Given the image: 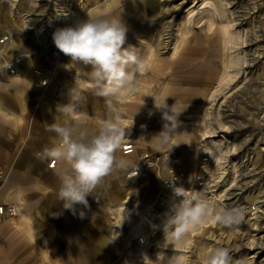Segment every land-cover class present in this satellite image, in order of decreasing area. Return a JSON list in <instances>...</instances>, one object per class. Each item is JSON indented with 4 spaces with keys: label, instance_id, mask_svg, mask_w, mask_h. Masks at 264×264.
Returning a JSON list of instances; mask_svg holds the SVG:
<instances>
[{
    "label": "rangeland",
    "instance_id": "374dc122",
    "mask_svg": "<svg viewBox=\"0 0 264 264\" xmlns=\"http://www.w3.org/2000/svg\"><path fill=\"white\" fill-rule=\"evenodd\" d=\"M11 1L16 6L0 0V8L7 7L11 20L34 16L27 19L28 24H20L23 39L20 55H28L24 61L27 68L34 71L42 55L50 50L44 47L54 44L53 28L75 26L83 19L82 15L73 20L51 18L55 12L53 3L42 9L39 5L31 6L32 0ZM208 1L221 7V16L227 12L235 36L245 33L244 38L249 40L243 48L242 44H230L229 49L224 48L221 22L225 18L214 15L209 6L203 8L205 0H122L110 10L92 15V7L108 0H99V3L84 0L89 12L83 20L88 16L121 18L128 27L126 46H135L144 63L135 84L112 98L116 108L128 110V113L120 112V123L127 126L126 138L139 131L143 136L138 142V152L126 155L120 147L117 154L137 164L141 160L140 152L149 149L156 160L143 176L132 177L129 168L126 172L113 173L102 182L105 218L109 217L113 228L119 230V234L113 237L117 257L111 264H126L127 260L133 264H153L157 253L168 258L175 255L181 264H204L205 257L215 247L229 249L230 264H264V0ZM31 9L33 14H29ZM211 17L214 24L210 25ZM177 42L182 43L181 49L186 56L181 61H169L167 59ZM31 48H38V52L34 53L37 49ZM191 53L196 58H189ZM244 57L246 62L243 63ZM224 61L231 64L228 71L233 76L222 88L226 94L216 91L215 79L208 83L206 78L208 64L218 68ZM20 63L23 68L22 61ZM74 67V82L58 99L61 105L77 103V111L71 117L74 115L73 120H84L90 115L86 121L89 129L95 131L98 122L115 114L109 111L106 99L95 94L88 75L90 66L77 64ZM27 76L36 77V74L29 69ZM0 81L7 80L0 76ZM10 88L20 92L24 99L25 119L15 128L0 112V127L9 132L7 136L10 138L15 137L11 134L13 129L34 131L31 138L51 147L54 134L43 133L49 125L50 109L44 96L55 95L53 89L39 90L19 81L12 82ZM205 88L212 89L214 94L201 98L200 93ZM13 89L3 91L2 104L7 110L21 111ZM73 92H78L79 101ZM131 97L134 102L126 101ZM165 98L169 107L175 104L182 112L169 145L157 149L154 136L162 131L164 121L161 112L155 108V101L159 104ZM204 122L209 127L203 138ZM171 145H174L172 149ZM177 161H181L190 175L192 183L189 184L199 188L207 186L208 195L215 194L224 201L232 200L234 205L238 202L248 205L250 208L244 221L229 230L206 220L192 228L179 242L170 237L165 240L157 212L161 207L165 208L164 181L177 167ZM12 168L17 172H22V168L33 173L38 170L36 166H0V184ZM198 178L204 185L198 183ZM96 190L97 187L93 194ZM112 192L116 197L111 196ZM150 218L157 221V228H152ZM132 226L146 233L150 245L147 241L138 242L141 232L133 236ZM144 250L150 253L151 260L143 258L141 253ZM88 259H93L90 253ZM104 264L110 262L104 261Z\"/></svg>",
    "mask_w": 264,
    "mask_h": 264
},
{
    "label": "clouds",
    "instance_id": "9594fccd",
    "mask_svg": "<svg viewBox=\"0 0 264 264\" xmlns=\"http://www.w3.org/2000/svg\"><path fill=\"white\" fill-rule=\"evenodd\" d=\"M127 32L128 27L121 18L88 16L75 26L60 28L53 33L55 47L70 58L69 65L90 66L88 75L95 94L105 98L109 111L115 114L102 120L98 128L91 131L82 121L71 119L77 111V103L58 106L57 110L65 118L62 123H52L48 129L55 133L57 142L36 153L38 159L56 163L55 171L60 180L58 199L64 209L74 214L76 205L88 207L87 197L93 195L106 177L118 171L126 172L129 168L137 169L132 161L117 154L127 139V130L120 123L121 110L112 103L113 97L135 84L137 74L144 67L136 47L126 46ZM72 95L79 101L78 92ZM155 108L161 112L164 121L162 131L154 136L155 146L163 149L176 133L182 111H178L175 104L169 107L166 98L159 104L155 101ZM173 191L178 200L165 214L162 223L165 240L170 237L179 242L192 228L206 220L229 230L244 221L246 209L242 206L217 208L204 191L195 195L183 187H174ZM83 215L81 212L80 216ZM230 259L229 249L215 247L205 257L204 264H230ZM153 264H181V261L175 255L168 258L157 253Z\"/></svg>",
    "mask_w": 264,
    "mask_h": 264
},
{
    "label": "crops",
    "instance_id": "0c3cea01",
    "mask_svg": "<svg viewBox=\"0 0 264 264\" xmlns=\"http://www.w3.org/2000/svg\"><path fill=\"white\" fill-rule=\"evenodd\" d=\"M33 5L44 9L41 4L31 3V6ZM0 12V29L9 30L13 36L20 34L22 20H11L7 7L2 6ZM22 43L23 40H16L17 45L8 49V62L9 66L14 68L19 59L23 68H15L14 74H8L7 81H0V112L15 128L24 122L25 103L21 93L10 88L12 82H26L32 88L44 90L38 87L36 77L27 76L28 70L33 69L27 68L25 57L20 55ZM29 58L31 67L32 59ZM5 89H13L21 111L7 110L2 104ZM44 100L50 109L49 125L43 133L54 134L55 144L56 135L48 129L54 122L62 123L65 117L57 110L58 106H61L60 100L50 94H46ZM89 117L90 115L85 116L84 120L80 121L88 126L86 119ZM71 119H74V115ZM99 124L100 122L97 123L98 126ZM11 132L14 138L7 136L9 132L0 127V166H36L38 170L33 173L27 168H22V172H17L12 168L6 180L0 184V204L19 203L22 208L20 215L15 219H0V264H104V261L113 263L117 250L113 244L114 228L110 218H105L104 184L98 185L96 192L87 197L88 207L76 205L75 214L64 209L57 196L60 180L55 171L56 163L51 167V161L41 160L36 156V153L49 146L31 138L30 135L35 134L34 131L28 132L20 128ZM115 195V192L111 193L112 197H116ZM81 212L84 213L83 217L80 216ZM89 253L93 257L92 261L88 259Z\"/></svg>",
    "mask_w": 264,
    "mask_h": 264
},
{
    "label": "bare ground",
    "instance_id": "6f19581e",
    "mask_svg": "<svg viewBox=\"0 0 264 264\" xmlns=\"http://www.w3.org/2000/svg\"><path fill=\"white\" fill-rule=\"evenodd\" d=\"M6 2H10V4H12V6H16V3L15 2H12L11 0H5ZM95 3H99V0H94ZM118 1L119 0H108V2H106L105 4L101 5V4H96L94 7H92L91 9H93L90 14H97L101 11H108L110 10L112 7H114L116 4H118ZM58 2H62V3H58V4H55L54 7L55 9H58L60 8V6L62 8L64 7H70L72 9L73 12H76L77 14L74 15L73 17H71L70 19L73 20V19H78L80 18L82 15V18L84 19V17L86 16L87 14V11L89 12L88 9V3L85 4L84 0H59ZM41 4L42 6H44V9L47 7L48 5V0H32V4ZM221 5V4H220ZM206 6H209L212 8L213 10V14L216 15V16H220V18H225V20H223L221 22V28H222V34H223V40L225 42L224 44V48H228L229 49V46L230 44H232V46L234 45H238V44H242V48L244 47V44L248 43V40L246 38H244V35L245 33L244 32H240L238 35L235 36L234 32L232 31V22L227 14V12H224L221 16V12H220V9L221 7L219 8L215 3H212L211 1H208V0H205L204 2V5H203V8L206 7ZM65 9V8H64ZM29 14H33V11L31 9V12ZM24 15V14H23ZM55 18L57 19H63V18H59V17H56L54 16ZM53 16H51V18H54ZM17 19V18H16ZM19 20H22L23 23H27V19H31V18H28L27 16H23V18H18ZM65 19V18H64ZM68 19V18H67ZM82 19V20H83ZM81 20V21H82ZM222 20V19H221ZM70 23V22H67V24ZM28 24V23H27ZM77 24V23H76ZM75 24V25H76ZM211 24H214V19L211 17L210 18V25ZM56 27V26H54ZM60 28H64V26H60L58 29ZM57 30V28H53L52 32L54 33L55 31ZM21 32L22 30H20V34H17L15 36H13L11 33H10V40L8 42V49H11V47L13 46H16V40H23L22 39V35H21ZM182 38V37H181ZM239 39H241V41H239ZM181 39L178 40V42L180 41ZM252 40V39H251ZM177 43H175V46H174V50L173 52H171V57H169V59L167 60H171L173 62H177V61H181L182 59L185 58V54L186 52H183L181 47H182V43H183V40H182V43L179 45ZM252 42V41H251ZM54 43V41H53ZM178 44V45H177ZM50 45H55V44H50ZM199 46L197 45L196 48H198ZM241 47V46H240ZM31 49H35V48H31ZM44 49H49L47 46L46 48L44 47ZM189 53V52H188ZM187 53V54H188ZM190 55V54H189ZM188 55V56H189ZM25 56H28V55H25ZM25 56H23L22 58H24ZM192 53H191V56H189V58H194L192 57ZM196 58V57H195ZM246 58L244 57L243 58V63L246 62L245 60ZM70 63V58L65 56L63 53H62V57L59 58L58 60V71L56 72V80H57V83L55 84L56 85V90H53V92L55 93V95H53L57 100L59 96L63 95V92L65 89H68L70 88L71 84L74 82L73 80V74H74V65H69ZM232 63V62H231ZM208 64V63H207ZM231 64L224 61L223 62V65L221 63V65L217 68V67H214V66H211L210 64H208L206 66V70H208L207 72V75H206V78L209 80L208 83H210L212 81V79H215V82H216V85H215V88H216V91H223L224 94H226V91L225 90H222V88L226 87L228 84H229V81L232 79L233 76L230 75V72L228 71L229 68H230ZM15 72V69L12 68L11 66H9V74H14ZM33 72L36 74V79H37V84H38V74L33 70ZM211 80V81H210ZM39 86V85H38ZM44 89V88H42ZM227 89V88H226ZM45 90V89H44ZM210 94H214L212 92V89L210 88H205L204 90L201 91L200 93V96L201 98H205L207 95L210 96ZM165 96H167V92L164 93ZM215 96V95H214ZM211 97V96H210ZM215 98V97H214ZM215 100V99H214ZM54 101V100H53ZM126 101L128 102H134L133 100V97H131L130 99L128 98ZM117 109H120V110H123L124 112H127L128 113V110L126 108H118ZM207 114V113H206ZM122 126L125 128L127 127L126 125H123ZM209 127V124L207 122H204L203 123V126H202V137L204 138V135L208 132L207 128ZM215 128H218V126H215ZM220 127V125H219ZM222 127V126H221ZM211 132V131H210ZM131 136V135H130ZM127 138H132L133 141L135 142L134 144V149L133 151L136 153L138 152V142L140 140V138H143L142 136V133L139 131V132H136V133H133L132 134V137H127ZM152 151H150L149 149H145V150H142L140 152V157L144 156V155H147V154H150ZM176 165L177 167L175 168V170H172V173L173 172H179V171H184V175H185V180L187 182H191L192 180H190V175L188 174V172L186 171V169L184 168V166H182L181 164V161L180 162H176ZM192 183V182H191ZM207 186H205V188L203 189H194V193L197 194L201 191H204L206 192L207 190ZM165 198L166 200H168L169 198V194L167 192H165ZM217 200V199H216ZM175 201L174 200H170L169 201V205L172 206L173 203ZM221 206H228L230 204H232L234 201H224V200H220L219 201ZM215 203V201L213 202ZM216 206V204H215ZM220 206V205H219ZM217 207V206H216ZM133 211V210H132ZM169 211V207H161L160 210H158V215H159V219L160 221L163 223L164 219H165V214ZM150 225H152V228L155 229L157 228L158 224H157V221H155L154 219L150 218ZM163 220V221H162ZM133 227V226H132ZM139 231L137 229V227H133V230L131 231L132 235L135 236L136 234H138ZM130 233V234H131ZM111 234V233H110ZM113 237H115L117 234H119V230L117 228L113 229ZM112 236V235H110ZM139 237V240L138 242H146L147 241V238H146V233L145 232H141L140 235L138 236ZM149 239V238H148ZM148 242V241H147ZM152 242V241H151ZM112 244V243H111ZM148 244L150 245V243L148 242ZM143 249V248H142ZM152 251V249H151ZM143 256H147L145 257L146 260H151L152 258L150 257V253L147 251V250H144L142 253H141ZM134 260V259H133ZM143 261V260H142ZM145 261V260H144ZM153 261V260H152ZM152 263V262H151ZM126 264H133V262L131 263L130 260H127V263Z\"/></svg>",
    "mask_w": 264,
    "mask_h": 264
},
{
    "label": "built area",
    "instance_id": "2783aa9c",
    "mask_svg": "<svg viewBox=\"0 0 264 264\" xmlns=\"http://www.w3.org/2000/svg\"><path fill=\"white\" fill-rule=\"evenodd\" d=\"M58 4L56 0H48V4ZM62 3V2H59ZM52 10H54V16L59 18H65L70 19L73 17V11L68 6L62 8L55 9L54 6H52ZM52 13V11L50 12ZM53 14V13H52ZM55 18V17H54ZM10 40V32L9 30H1L0 29V76H3L6 80H8V74H9V59H8V42ZM37 50H34L33 52H38V48H35ZM49 51L44 53L42 55V59L38 62L35 72L38 74V85L42 86L44 88H52L53 90H56V72L58 71V60L62 57V53L55 47V45H50ZM17 65L14 66V69L21 68L20 60L18 59L16 62ZM135 142L132 138H127L121 145V149L123 150V153L128 155L133 153ZM155 159L152 157L151 154H147L141 157V160L134 165H137V169L135 167L131 168L130 174L132 177H140L147 173L148 169L155 164ZM50 166L52 167L55 162H50ZM184 171L179 172H171V174L165 179L164 181V188L165 192L169 194L168 200L165 199V207H169V210L171 206L168 204L170 200H174L175 202L178 200V198L174 194V187H183L186 190H189L190 194L195 195L194 189H203V187H195L193 184H189L185 180V175L183 174ZM198 183L200 185H204L203 182L200 181V178H198ZM207 190V189H206ZM206 195L209 197L211 201H215L214 204H216L217 208L221 207L220 200H223L221 197L216 196L215 194L208 195V191L205 192ZM217 199V200H216ZM220 205V206H219ZM234 206H242L246 209V212L249 211L248 205H242L240 202L237 203V205H234V202L228 207H234ZM21 205L19 203H2L0 204V219L3 221H11L18 217L21 213ZM163 221V220H162Z\"/></svg>",
    "mask_w": 264,
    "mask_h": 264
}]
</instances>
